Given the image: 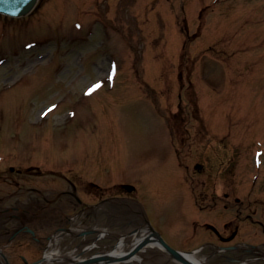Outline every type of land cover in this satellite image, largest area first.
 I'll return each mask as SVG.
<instances>
[{"label": "rangeland", "instance_id": "rangeland-1", "mask_svg": "<svg viewBox=\"0 0 264 264\" xmlns=\"http://www.w3.org/2000/svg\"><path fill=\"white\" fill-rule=\"evenodd\" d=\"M173 126L183 132L177 140ZM204 129L210 134H194ZM209 149L213 169L199 172L195 166ZM31 161L49 171L40 180L55 182L53 170L62 168L81 184L95 182L104 191L83 199L109 196L116 212L133 211L137 223L188 252L201 248L182 239L193 206L180 204L177 192L200 190L177 185L176 176H196V183L203 175L221 176L207 180L210 190L233 193L236 207L257 209L264 220V0H40L27 16L0 14V174L26 187ZM119 183L135 185L137 194ZM71 200L68 195V231L55 242L56 255L89 259L112 249L121 227L99 240L79 236L86 216L79 218ZM26 201L25 189L0 187V207L23 209ZM223 212L229 220L236 210ZM96 213L103 225L106 216ZM9 216L0 217V249L9 263L44 258L45 236L55 227L40 231L41 251L26 249L24 235L1 236L16 223ZM241 232L264 252L262 226L243 222ZM213 252L196 256L225 264ZM138 255L135 264H176L159 248Z\"/></svg>", "mask_w": 264, "mask_h": 264}, {"label": "flooded vegetation", "instance_id": "flooded-vegetation-1", "mask_svg": "<svg viewBox=\"0 0 264 264\" xmlns=\"http://www.w3.org/2000/svg\"><path fill=\"white\" fill-rule=\"evenodd\" d=\"M176 129L173 128V130ZM186 132L187 131H185L184 134ZM198 133H201V135L210 134V131L204 129L197 131L194 134L197 135ZM173 134L176 137L177 134H183V132L177 129V131H174ZM175 139L177 140V137ZM176 150L178 152L177 146ZM203 155L204 161L197 163L195 166L197 169H200L199 172L209 170V168H211L209 162L213 163L215 161L214 159L209 158L210 155L207 157L205 152ZM176 156L179 158L177 153ZM10 169L13 172L17 170L19 174H23L25 171L23 168L12 169V167H10ZM35 169H38V172L36 171L37 173L35 172ZM27 170L31 174L30 178H28L31 184L26 187L20 182V180L15 179L12 175L9 176L2 173L0 174L1 188L5 185L16 186L20 191L23 192V189H25L27 192V201L23 209L21 206L17 205L0 207V217L1 215H10L8 219H5H13L16 221L11 230L4 228L5 233L1 234V236L10 235L14 232L11 236H9L11 241H13L17 237L24 235L22 241L20 242L21 246L40 249L44 244V236L40 233V231L42 232V230H46L45 227L48 229H50L51 226L55 227L52 229L53 234L45 236L47 239H50L52 235L63 229H68L66 225L67 223L65 224V221H68L66 216L68 209L66 207L68 195L71 196V201L75 204V210L79 215V218L86 216V227L84 229L85 232L91 231V236L93 237H98L96 231L100 229V223L97 221L96 212L100 211V209L106 216V220L103 223L104 225H101L102 227H112L115 224L114 221L116 220L118 222H126L127 224L136 222V215L133 211L127 213L124 212L121 215L112 212L114 202L109 196H104L103 198L96 200L83 199L84 197H82V195L84 193H86V195L93 192L99 194L100 190L104 191L100 185L91 180L88 181V185L84 184L87 182H82V185L77 180L68 177L66 171L53 170L54 176L58 179H54L55 182H51L50 180L39 179L40 177H43L44 174L48 175V170H41V168L36 165L28 166ZM216 178L220 179L221 176L203 175L202 179L198 180L196 183L195 181L197 177L193 175L175 177L174 180L177 185L185 182L193 185L194 189L198 188L200 190L197 194L192 190L188 193L177 192L180 195L179 199H177L180 204H187L189 209H191V204L193 206L191 213L186 217V221L189 220L190 222L189 227L181 228L183 241L187 243L188 246L196 245L202 247V249H215V253L212 255V258L221 257L225 260V264H239L244 258L245 253L259 254V256H257L250 264H264V252L255 249L257 246L256 242H248L247 240L241 238L243 222H249L253 225L262 226L264 229V220L256 216L257 209H252L251 207H247L245 209L243 207H236L232 203L234 199L233 193L219 191L216 189L215 185H213V190H210L207 185V180L209 181V179H211L213 183H216ZM67 183L70 188L66 186ZM201 183H203V186ZM123 185V183H119L118 187L123 189V191L128 194H137V189L130 192ZM235 201L237 203L242 202L239 197H235ZM194 205L196 208H194ZM196 210L198 212H196ZM225 210H236L233 218H230L229 220L222 219L224 217L223 211ZM245 210L248 211L244 216ZM145 224L146 223L139 222V226ZM6 231L10 232L6 234ZM21 256L25 259V256Z\"/></svg>", "mask_w": 264, "mask_h": 264}, {"label": "bare ground", "instance_id": "bare-ground-1", "mask_svg": "<svg viewBox=\"0 0 264 264\" xmlns=\"http://www.w3.org/2000/svg\"><path fill=\"white\" fill-rule=\"evenodd\" d=\"M156 243L153 240V236L150 232H138L133 238H123L116 245L115 248L109 251H100L94 258L84 259L74 252H70L69 255H56L55 244H51V248L47 250L45 259L35 264H51L52 261L58 262L57 264H63L65 261H69V264H114L117 262V258H126L129 263L137 262L138 256L132 255V251L135 248H153ZM190 259H195L194 255H189ZM51 262V263H49ZM5 264H7L5 262Z\"/></svg>", "mask_w": 264, "mask_h": 264}, {"label": "water", "instance_id": "water-1", "mask_svg": "<svg viewBox=\"0 0 264 264\" xmlns=\"http://www.w3.org/2000/svg\"><path fill=\"white\" fill-rule=\"evenodd\" d=\"M38 0H0V12L12 15L23 16L30 13ZM164 244L174 253H178L175 249L171 248L168 244ZM187 264H194L184 260Z\"/></svg>", "mask_w": 264, "mask_h": 264}, {"label": "snow or ice", "instance_id": "snow-or-ice-1", "mask_svg": "<svg viewBox=\"0 0 264 264\" xmlns=\"http://www.w3.org/2000/svg\"><path fill=\"white\" fill-rule=\"evenodd\" d=\"M98 86V85H97Z\"/></svg>", "mask_w": 264, "mask_h": 264}]
</instances>
